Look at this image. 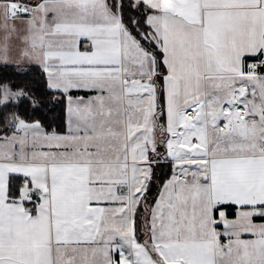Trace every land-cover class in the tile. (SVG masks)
Returning a JSON list of instances; mask_svg holds the SVG:
<instances>
[{
    "label": "snow or ice",
    "instance_id": "1",
    "mask_svg": "<svg viewBox=\"0 0 264 264\" xmlns=\"http://www.w3.org/2000/svg\"><path fill=\"white\" fill-rule=\"evenodd\" d=\"M0 264H264V0H0Z\"/></svg>",
    "mask_w": 264,
    "mask_h": 264
}]
</instances>
